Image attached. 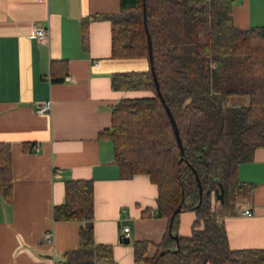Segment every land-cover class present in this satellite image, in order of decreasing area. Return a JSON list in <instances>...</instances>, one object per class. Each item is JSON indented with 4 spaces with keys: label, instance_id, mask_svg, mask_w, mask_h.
<instances>
[{
    "label": "trees",
    "instance_id": "trees-1",
    "mask_svg": "<svg viewBox=\"0 0 264 264\" xmlns=\"http://www.w3.org/2000/svg\"><path fill=\"white\" fill-rule=\"evenodd\" d=\"M232 6L233 0H120L117 12L104 14L111 24L110 56L143 58L147 64L145 69L113 72L112 88L150 94L121 97L111 109L110 125L97 135L111 141L114 157L126 163L131 174H146L157 186L153 214L168 223L152 257L145 256L148 240L132 241L135 260L264 264L262 247H230L223 216L214 203L221 183V207L227 211L233 205L243 185L239 164L264 146V25L236 26ZM86 24L83 19L84 46ZM146 28L161 94L181 139V161L168 114L155 90ZM50 68L53 80L63 79L66 61L52 60ZM62 68L55 74L54 69ZM233 95H247L248 102L229 105ZM63 182L64 201L53 206V220L81 221L79 244L64 253L66 260L113 264L112 245L94 240L93 180L65 178ZM12 195L11 147L0 141V196L10 201ZM177 205L180 210L174 212ZM186 210L193 211L195 218L191 233L181 235L179 214ZM148 211L142 215H149Z\"/></svg>",
    "mask_w": 264,
    "mask_h": 264
},
{
    "label": "crops",
    "instance_id": "crops-1",
    "mask_svg": "<svg viewBox=\"0 0 264 264\" xmlns=\"http://www.w3.org/2000/svg\"><path fill=\"white\" fill-rule=\"evenodd\" d=\"M119 5L120 0H0V141L10 144L13 176L11 200L0 196V264H74L64 253L78 246L81 221L52 217L53 206L64 201L65 178L93 180L94 240L112 245L113 264H148L134 259L132 241L148 240L150 258L166 231L167 219L153 214L157 186L146 174H131L114 157L111 141L97 135L110 125L121 97L150 94L111 86L113 72L147 65L143 58L110 56L111 24L104 14ZM231 15L241 28L264 25V0H233ZM33 24L47 28L45 41L30 35ZM52 60L66 61L63 79L51 78ZM44 100H50L49 111H36ZM238 177L243 185L233 205L226 211L216 204L229 245L264 248V146L239 164ZM194 218L190 210L179 214V234L191 233ZM124 225L128 242L120 238ZM45 231H51V242L43 239Z\"/></svg>",
    "mask_w": 264,
    "mask_h": 264
},
{
    "label": "water",
    "instance_id": "water-1",
    "mask_svg": "<svg viewBox=\"0 0 264 264\" xmlns=\"http://www.w3.org/2000/svg\"><path fill=\"white\" fill-rule=\"evenodd\" d=\"M144 25L146 26V22H144ZM146 34H147V44H148V59H149L150 70H151V73H152V76H153V81H154V84H155V90H156V93L158 94V96L160 97V99H161V101H162V103H163V105L165 107V110H166V112L168 114L173 133L175 135L178 147L180 149L181 157L178 159V161H181L182 156L184 154L182 143H181V139L179 137L178 128L176 126L174 117L171 114V112L169 110V107L167 106V104H166V102H165V100H164V98H163V96L161 94V90H160V87H159V83H158V79H157V76H156V72H155V69H154L153 63H152V46H151L150 34H149V31H148L147 28H146ZM194 173H195V178L197 180V185H198V188H199V192H201V184H200V181H199V177H198V175H197L195 170H194ZM215 198L218 199L219 202H221V203L223 202V186H222L221 183L219 184V190L216 191V193H215ZM179 210H180V206L177 205L176 208L174 209V212H178ZM173 236L175 237V235H173ZM121 240L124 241V242H128L129 238L127 236H123V238ZM177 249H178V246L175 247V250H177Z\"/></svg>",
    "mask_w": 264,
    "mask_h": 264
},
{
    "label": "built area",
    "instance_id": "built-area-1",
    "mask_svg": "<svg viewBox=\"0 0 264 264\" xmlns=\"http://www.w3.org/2000/svg\"><path fill=\"white\" fill-rule=\"evenodd\" d=\"M30 35L37 38L38 40H41V41H45L47 39V36H48V30L47 28L41 26V25H37V24H33L32 27H31V32H30ZM93 64L94 65H98V60H95L93 61ZM70 78V77H68ZM50 106H51V103H50V100H44L42 102H40L37 107H36V111L38 112H47L49 111L50 109ZM219 202L218 199L215 198V195H214V203L215 205ZM244 213L246 214H250V211L249 210H244ZM128 226L127 225H124L122 226L121 228V233H120V238L122 239L123 236H127L128 237ZM43 239L48 241V242H51L52 240V233L51 231H45L42 235Z\"/></svg>",
    "mask_w": 264,
    "mask_h": 264
},
{
    "label": "rangeland",
    "instance_id": "rangeland-1",
    "mask_svg": "<svg viewBox=\"0 0 264 264\" xmlns=\"http://www.w3.org/2000/svg\"><path fill=\"white\" fill-rule=\"evenodd\" d=\"M247 102H248L247 95H233V96H230L227 100V103L229 105H239V104H244Z\"/></svg>",
    "mask_w": 264,
    "mask_h": 264
}]
</instances>
